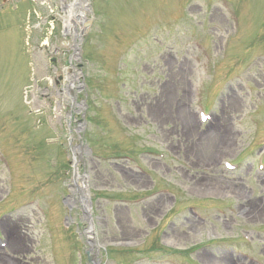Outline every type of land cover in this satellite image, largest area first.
Here are the masks:
<instances>
[{"label":"rangeland","instance_id":"obj_1","mask_svg":"<svg viewBox=\"0 0 264 264\" xmlns=\"http://www.w3.org/2000/svg\"><path fill=\"white\" fill-rule=\"evenodd\" d=\"M72 1L0 0V264H264V0Z\"/></svg>","mask_w":264,"mask_h":264},{"label":"bare ground","instance_id":"obj_2","mask_svg":"<svg viewBox=\"0 0 264 264\" xmlns=\"http://www.w3.org/2000/svg\"><path fill=\"white\" fill-rule=\"evenodd\" d=\"M85 5H86V0H73L70 4L67 5V7L64 11V15H65L64 27L66 28L65 30L67 32L74 31V34H75L77 29H78L77 25L79 27H81L82 24H84L87 21L85 13L83 11V7ZM187 122L189 123V125H191L189 118L187 119ZM191 126H193V125H191ZM77 177H78V175H77ZM78 191L80 193V197L82 199V202L84 203L85 208L88 209V204H87L88 203V196H87L86 187H80V188H78ZM10 235L8 236L7 245L8 244L11 245V242H12V241L10 242V240H11ZM12 239H13V237H12Z\"/></svg>","mask_w":264,"mask_h":264},{"label":"water","instance_id":"obj_3","mask_svg":"<svg viewBox=\"0 0 264 264\" xmlns=\"http://www.w3.org/2000/svg\"><path fill=\"white\" fill-rule=\"evenodd\" d=\"M87 260L90 264H95L93 261V256L89 252H87Z\"/></svg>","mask_w":264,"mask_h":264}]
</instances>
